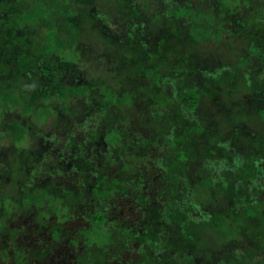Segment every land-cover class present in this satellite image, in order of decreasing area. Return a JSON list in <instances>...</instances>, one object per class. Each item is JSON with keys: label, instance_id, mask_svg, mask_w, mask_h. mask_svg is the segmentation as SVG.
<instances>
[{"label": "trees", "instance_id": "obj_1", "mask_svg": "<svg viewBox=\"0 0 264 264\" xmlns=\"http://www.w3.org/2000/svg\"><path fill=\"white\" fill-rule=\"evenodd\" d=\"M28 1L0 0V59L5 63L0 65V114L20 107L24 117L25 115L38 116L43 122L51 112L50 109L38 105L40 100L45 106L50 97L62 101L71 98L80 100L85 97L82 102L85 100L89 115L83 112L82 116L78 117L80 113L76 110L77 121L66 118L67 121H64V124L66 126L76 124L77 127L84 128L82 140L86 137L89 142L76 141L73 136L68 135V132L59 136L54 133L42 136L39 130H33L34 126L25 123L23 119L21 121L11 118L5 121L7 128L11 130L12 141L16 145H19L18 143L26 133L35 139L37 146L32 153L33 158L28 159L29 164L22 170H26L28 175L35 172H39L41 176L44 175L42 178L47 180V187H52L55 180L61 181L57 176L68 177L67 181L70 180L73 185L74 183L78 186L82 184L84 197L89 196L94 200L96 204L94 215L88 227L81 232L87 250L84 257L78 256V261L86 263L91 255L94 258V253L89 251L92 248L91 245L100 246L104 242L94 237L95 230L98 234L97 229L105 228L109 230L106 241L109 242L112 235H118L121 241L119 248L124 243L120 251L117 250L118 254L126 255V252L130 250L127 246L128 241L140 244L137 250L138 260L130 257L131 259L120 264H162V256L166 264H264V167L262 165L264 154L258 153L254 157L245 148V143L250 141L258 144L261 141L264 147V140L257 139V136L263 133V130L259 128H264V6H252V0H209L213 2L208 5L210 10L203 11L199 7L190 6V0H169L167 3L159 0L160 5L154 8L152 17H149L148 9L155 6L153 0H136L140 2V5H135L134 0H121L122 8H130L132 11L130 15L124 14L125 21L122 26H119L122 29V35H113L115 33H112L110 29L107 30L105 24L102 27L104 34H101V43L111 49L107 53L100 52L105 56L103 60L97 59V65L99 64L97 68L85 69L74 61L75 55H70L73 51L65 50H71L78 38L81 21L78 19L77 12L82 8L85 10L89 0H77L73 6L67 5V0H62V3L55 1L53 5L48 2L39 3L36 0L28 4ZM117 1L120 3V0ZM20 5L23 6L22 9ZM164 10H168L171 14L168 15L176 21L180 20L176 27L181 23L187 27L185 31H181V34L183 41L188 45L197 46L210 41L220 43L224 35L232 38L236 43H243L244 46L240 49L241 56L234 62L230 73L229 70L227 71L229 67L225 65L216 66L215 63L210 62L202 67V62L198 64L193 62L187 48L188 53L183 51L181 53L183 59L172 69L174 74L163 77V80L158 83L162 77L154 72L153 67H147V62L142 57L131 58L130 54L136 46L145 49V44L140 37L135 36L136 33L144 34L147 22L148 25H156L159 20L166 19L163 15ZM97 16L102 18L99 13ZM34 20L41 21L46 29L43 33L45 42L40 43L35 51H32L35 42L42 38V30L34 34L38 39L33 38L30 36L32 33L25 29L23 23L31 24ZM59 27L64 33L73 37L72 42L58 36ZM176 35L179 37V31ZM112 36L114 39H108ZM220 45L224 46L225 43ZM117 47L122 51L120 58L113 53V50L116 52ZM147 61L149 62L148 59ZM128 76L135 77L137 80L143 78L147 81V85L138 86L137 89H131L125 93L115 92L116 86L119 87L122 82L112 84L114 77L119 79ZM23 77L27 80L22 87L20 82ZM228 78L237 80L242 85L240 87L247 89L249 96L258 97L256 98L258 102L254 98L252 101L236 104L233 110L225 108L224 111L219 112L216 120L222 119L220 125L227 120L228 125L241 121L242 131L236 130L238 135L233 133L227 137H222L216 131L214 136H208V141L204 139L198 142L195 145V147L198 146L197 154H192L189 152L191 143L188 138L190 137L186 135L201 133L205 136V129L211 126L210 119L205 121L201 113L197 112V101L194 100L202 95L211 96V92H215V88L211 87L213 83L225 81ZM198 82L201 83L198 84ZM153 84L168 90L167 96L164 93L161 95L167 98L165 103H162L164 99L156 101L162 108H169V102L172 99L169 97L174 96L173 104L168 112L164 113L161 109H155V105H149L150 114L144 115V119L137 118L131 131L121 130L120 125L124 124L123 121L116 122L114 126L115 117L111 118L112 123H110L107 106L110 105L113 108L112 113L118 109L122 110L121 107L131 104V101L128 102L131 96L132 101L137 97V90H141L142 92L139 93L153 100L157 94L148 93V88L152 89ZM238 88L232 89L231 93H235ZM140 98L144 100L143 97ZM82 102L79 101V104ZM92 103L96 105L95 108L89 106ZM181 107L184 109L181 110ZM60 113L61 116L67 117L66 112L61 108ZM156 119L161 121L159 131L141 132L144 131L148 122ZM0 120H2L1 116ZM99 122H103L104 127L108 129L103 138L104 149L98 146L99 142L94 148L90 145L91 140L99 138L96 132L99 131ZM214 123L217 124V122ZM111 130L115 131V135L110 137L111 140L116 141L114 145H118L117 150L113 148L114 145L112 148L107 146L109 144L107 138ZM61 136L63 138H60ZM156 144H158L156 148L158 153L163 146L167 148H163L162 153L164 149L176 147L174 157L170 161L168 157L165 159L157 154L156 161L161 174L157 175L156 184L159 185L160 190L182 193L184 188L188 191L189 197L194 183H191L193 179L187 176L194 173L196 163L201 162L200 165H202L203 162L212 161L219 168L216 170L219 171V176H215L217 172L204 165L198 169L201 174L199 180L203 182L205 188L208 185L213 188L216 184L213 188L215 193L226 195V201L228 199L230 201L229 206H226L227 212L217 208H212L210 212H203L200 210V204L188 203L181 195L172 200L174 194L170 191L164 193L167 200L160 202L161 207L154 203L151 195L150 197L144 195L142 182L145 175L142 170L136 169L138 162L143 161L147 164L151 155L145 152ZM54 145L56 147H53ZM203 145L207 146L206 149L200 150ZM220 146L223 150H218ZM52 159L58 160L57 167L52 163ZM221 159L226 161L229 170L219 167ZM186 160L195 162L193 169H188ZM115 162H119L124 172L118 178L105 179V176L100 173L101 167L113 165ZM60 163L63 164L61 169ZM175 163L178 164L176 170L172 169ZM14 164L16 166L17 162L15 161ZM72 171H77L78 174L75 175ZM133 171L137 172L133 173ZM204 171H212V173L205 175ZM250 171L252 174H249ZM211 174L209 179L208 176ZM49 177L55 178L51 181ZM222 177L225 178L224 181L221 180ZM62 189L63 192L72 194L75 188ZM113 195H118L121 199L130 198L133 201L139 211L140 219L137 224L128 227L118 220L108 224L103 223L106 216L102 210L109 209L111 202L108 200ZM3 199L6 197L1 198V204ZM22 199L36 206L43 205V200L47 199L46 210L41 211V214H58L64 208L60 204L61 199L46 189L35 192L24 191ZM210 229L223 231L224 236L220 237V240L224 245L214 241L210 245L203 243L204 238L201 236L204 231ZM226 240L230 241L226 242ZM172 246H174L173 252L176 259L170 260L166 252ZM177 258L181 262L178 263ZM100 262L98 259L95 264Z\"/></svg>", "mask_w": 264, "mask_h": 264}, {"label": "rangeland", "instance_id": "obj_2", "mask_svg": "<svg viewBox=\"0 0 264 264\" xmlns=\"http://www.w3.org/2000/svg\"><path fill=\"white\" fill-rule=\"evenodd\" d=\"M31 1L32 0H29L28 4H30ZM36 1L39 3L43 2L44 4L48 2V4L53 5L55 1L61 2L62 0ZM76 1L77 0H67L66 2L67 5L73 6ZM163 1L165 3L169 2V0ZM134 2L135 5H140V2L136 0H134ZM153 3L155 4V6L148 9L149 17H152L154 8L156 9V7L158 6L159 0H153ZM212 3L213 2L209 0H190V6L199 7L203 11H209L210 9L208 5ZM252 3V6H264V0H252ZM22 7L23 6L20 5V9H22ZM130 12H132L130 8H122L121 0L120 3L117 0H89V3L85 10H83L82 8L77 12L78 19L79 21H81L78 38L77 40H75L73 48L71 50L67 49L65 51H73V53H71L70 55H75L74 61L80 64V66H83L85 69H93L95 67L97 68V66H99V64L97 65V59L99 58L103 60V57L105 56L104 54H100V52L102 51V53H107L111 49V47L101 43V34H104L102 27L106 24L107 30L110 29L112 30V33H115L113 35H122V29L119 26H122L123 22L125 21L124 14L127 13L128 15H130ZM98 13L102 16L101 19L97 16ZM168 14H170L169 11L164 10L163 15L166 19L159 20L157 24L155 23L156 25H148L149 23L147 22V29L146 31H143L145 33H136L135 36L140 37L145 44V51L141 47L136 46V48L130 54L131 58L142 57V59L147 62V67H153L154 72L160 74V76L162 77L158 81V83L163 80V77H170L174 74L172 73V69L176 67V64L183 59L181 53H183V51L184 53H188V49L189 57L193 62L195 61L197 64L198 62H202V67L208 65L210 62L215 63L216 66L225 65L229 67L227 71L229 70L230 73L234 62L237 61V59L241 56L240 49L242 46H244L243 43H236L235 40L224 35L220 43H217L216 41H210L198 44L197 46L193 44L188 45L183 41L181 34V31H185L187 27L182 23L178 27H176L177 24H179L178 22L180 20L178 19V21H176L175 18L170 17L171 14ZM153 20L154 19H152V21ZM23 24L25 29L29 30L30 33H32L30 34V36L36 39L38 38L34 34L42 30V38L38 39V41H36L32 46V51H35V48L39 46L40 43L45 42L43 38L45 36H43V33L46 28L44 24H42V22L39 20H34L31 24ZM178 31L179 37L176 35ZM57 33L59 37H64L68 42L73 41V37L70 34L64 33L61 27L58 28ZM108 39L112 40L114 38L112 36ZM221 43H223V45L225 43V45L222 46L220 45ZM191 49L193 50L190 51ZM113 53L116 57L120 58L122 56V51L119 48L116 50V52L115 50H113ZM147 59L149 60V62L147 61ZM230 62L233 63L230 64ZM0 63V65H5V63L2 62L1 59ZM33 68L35 69V67ZM26 80V77L22 78V81L20 82L22 87L25 86ZM233 80L235 79L228 78L225 81L213 83L211 87L215 88V92H211L212 98L211 96L202 95L199 99L194 100L195 102L197 101V112L199 114L201 113L202 119H204L205 121L210 119L211 126L205 129V136L201 133L198 135L193 133L186 135L187 137H190L188 138L189 142L191 143L189 144L190 153L197 154L198 146L195 147V145H197V143L201 140L204 141V139L208 141V136H214L216 134V131L222 137H227L233 133L237 134V131H239V129L240 132L242 131L243 124L241 121H239L240 124L235 122L228 125L227 120L226 123L220 125L222 119L216 120L218 113L224 111L225 108H231V110H233L236 104L239 105L243 102H248V100L252 101V99L254 98L255 101L258 102V97L253 96L252 98V96H249L247 89H245L244 87H240L242 85L237 80H235L234 82ZM114 82L116 84L122 82L119 87L116 86L117 88L114 90L117 93L120 91L125 93L127 91H130L131 89H137L138 86L147 85V81H145L143 78H139L137 80L135 77L129 76L121 77L119 79L114 77L112 84ZM199 83L201 82H198V84ZM237 87H239L238 90H235V93H231V90L236 89ZM139 92L142 91L137 90V97L132 101L131 96V98H129L128 100L129 103L131 101V104L121 107L122 110L118 109V111H114V113H112L113 110L111 111V109L113 108L110 105L106 107L109 113L108 120L110 118V123H112L111 118L113 119L115 117L114 126L116 125V122L119 123L118 121H123L124 124L120 125L121 130L131 131L136 124L137 118L138 120L144 119V115L150 114L149 112L151 109L149 105H155V109H161L162 112L165 113L170 110L169 108L173 104L172 100H174V96L169 97L172 99L170 100L169 108L167 109L162 108L158 103H156V101H159L160 99H164L162 103H165L167 98L165 99L161 95L162 93H164L167 96L168 92L167 89H163L162 87L158 86V84H153L152 89L148 88L149 94H157L153 97V100H150L148 96H144L143 93ZM17 93H19V91H17ZM140 97H143L144 100H142V98ZM84 98L80 100L71 98L70 100L62 101L56 99L55 97H50L45 103L46 107L40 100L38 105L42 108L50 109L49 111L51 112L50 116L43 122L38 116L29 117V115H25L26 117H24L20 111V107L12 111H3L0 114L2 119L0 120V264H95L98 259L101 261L100 264H120L122 262H126L127 259H131L130 257L138 260V255L134 253V249L132 247L133 243L131 241L127 242L128 249L130 250L126 252V255L118 254L117 250L120 251V249L124 246V243L119 248L121 241L118 235H112L110 241H106V235L109 234V230L101 228L102 231L101 229H97L98 234L95 230L94 237L100 238L104 240V242L100 246L92 244V250H89L91 253H94V258L91 255L90 260L86 261V263L84 261H78V256L83 255L82 257H84V253L87 250L85 249L84 239L81 232L88 227L89 221L92 215H94V210H96V204L93 202L94 200L92 198H89V196L84 197L76 193L67 194L63 192V189L61 188L62 186L56 182H54L53 187H47V180L45 181V179L42 178L43 182H40L38 178L33 179L32 176L28 175L26 170H22L25 165L29 164L28 159L33 158L32 153L37 146L35 143V139L31 137L29 133H26L23 136L21 142L18 143L19 145H16L12 141L11 130L10 128H7V124L5 123V121L10 120L11 118H15L21 121L23 119L25 123L33 125L35 127H33V130H39V133L42 136H46L47 133H54L56 136H59L62 135V133L68 132V135L73 136L74 140L79 141L82 140V129H85L77 127L76 124L66 126L64 124V121L70 120L76 122V110L78 111V113H80L78 114V117L82 116L83 112L85 113V115H89V112L87 113L88 108L86 107L87 105L85 104V100L84 102H82ZM87 98L89 99V97ZM79 101H81L82 104H79ZM213 101H215V104H213ZM89 106L95 108L96 105H93L92 103V105L89 104ZM60 108L66 112L65 114L67 117H63L60 115ZM183 109L184 107H181V110ZM178 116L179 112L177 117ZM176 122V124H178V121ZM214 122H217V124H215ZM146 125L147 126L145 127L144 131L141 132L146 133L147 131H154L153 133H155L159 131L161 121L159 119H156L152 122H148ZM98 128L99 131L96 132L98 133L97 137H99L100 139L98 138L97 140H91L90 145L94 148L96 143L99 142L98 146L104 149L102 145L103 138L108 129L104 127L103 122H99ZM261 129L263 130V133L261 132V134L257 136L258 140H264V128L260 127L259 130ZM112 135H115V131L109 132V137L107 138L109 141V144H107L108 148H112L114 143L116 142L115 140H111L112 138L110 136ZM200 135L202 137H200ZM60 138L63 137L61 136ZM86 141H88V139L86 137L83 138L82 142L85 143ZM158 144H156V146H152V148L149 147L150 149L146 150L145 153H147L148 155L150 153L151 155L150 160L147 162V164L143 161L138 162L139 164L136 169L138 171L142 170L145 175V179L142 182V190L144 191V195L148 197H150L151 195L154 203L161 207L162 205L160 204V202L167 200L164 197V193L170 191L174 194L172 200L174 199V197L181 195V197L188 203L192 202L194 204H200V210L203 212H210L212 208H217L221 211L224 210L226 213V206L228 207V204H230L229 199L228 201H226V195L222 193L217 195L215 193L216 191H214L213 188L216 186V184L213 185V188L210 187V185L205 188V186H203V182L199 180L201 174H199L200 172L198 171V169L200 167L205 165L206 168H211V170L213 171L219 169L212 161H210V163L203 162L204 164L202 165H200L201 162L196 163L195 169H193L192 167L195 162L186 160L188 161L186 162L188 165V169L190 168L194 171L193 174L187 176V178H192L193 181L191 183H194L191 186L192 197L191 195H189L188 197L184 193L185 191H183L182 193L180 192V194L179 191H163V189H159V185L156 184V182L158 178L157 175L161 173L159 172L160 168L158 167V163L156 161L157 154H159L161 157H164L165 159L166 157H168V161H170V159L174 157V151L176 147L170 148L168 150L164 149L162 153L161 150L163 148H167V146H163L161 149H159L160 153H158L156 149L158 147ZM245 144V148L247 149V151H249L250 155L256 157L258 153L264 154V147L261 141L259 144L252 141L248 143L246 142ZM117 146L118 145L115 144L113 148L118 149ZM53 147H56V145H54ZM206 147L207 146L203 145L200 150H202L203 148L206 149ZM226 148L228 149V146H226ZM218 150H223V147L220 146ZM201 152L204 153V151ZM206 153L208 154V152ZM116 158H118V156H116ZM13 160H16V166L14 162H12ZM219 161V167H224L223 170H229V166L226 164V161H224L223 159ZM52 163L55 167H57V165L59 164L58 160L56 159H52ZM118 163L115 162L113 165L108 164L107 166L101 167L100 173L105 176V179L111 180V178L113 177L118 178L120 174L124 172V170H122V168L120 167L121 165ZM262 165L264 167V159L262 161ZM62 166L63 164H61L60 169L62 168ZM177 166L178 164H173L172 169L174 168V170H176ZM72 172H74L75 175L78 174L77 171ZM134 172L136 173L137 171H133V173ZM216 172L217 173L215 174L219 176V171ZM205 173H212V171H204V174ZM249 174H252V171H250ZM43 176L44 175H42L41 177ZM211 176L212 174L208 176L209 179H211ZM167 177L169 180V174L167 175ZM224 179L225 178L222 177L221 180L224 181ZM30 180H34L35 184H32ZM43 187H47L48 192L55 194L56 197H59L62 200L61 205H63L64 208L58 214H41V211L46 210L45 206L37 207L27 201L22 200L25 190H40L43 189ZM2 197H6V199L2 200L3 204H1ZM81 197H83V199H80ZM153 197H155V199L157 200H154ZM108 202H111L109 209L105 210L103 209L104 207L102 208L104 216H106L105 220L103 221L104 224H108V222H113L116 220H118L122 225H127L128 227L132 224H137V221H139L140 219L138 216L139 211H137V208L130 198L121 199V197H118V195H113L109 198ZM53 233L55 235H53ZM222 236H224L222 230L218 231L217 229H210L204 231L201 238H204L203 243H208V245H210L212 241L219 242V244L224 245L220 240V237ZM227 241L230 240H226V242ZM173 248L174 246L169 249L170 252L169 250H167L166 252L167 257H169L170 260L176 259ZM177 260L178 263L181 262L179 258H177ZM161 261L162 264H166V260L165 258H163V256L161 258Z\"/></svg>", "mask_w": 264, "mask_h": 264}, {"label": "flooded vegetation", "instance_id": "obj_3", "mask_svg": "<svg viewBox=\"0 0 264 264\" xmlns=\"http://www.w3.org/2000/svg\"><path fill=\"white\" fill-rule=\"evenodd\" d=\"M15 161L16 160H13L12 162H14L15 163ZM39 172H35L34 174H30V176H32L33 177V179H35V178H38V180L40 181V182H43V179H42V177L40 176V174H38ZM53 173H55V174H57V175H59L58 173H56V172H53ZM205 175H206V173H205ZM217 174H215V176H216ZM57 177H59L60 179H61V181H57V180H55L54 182H56V183H58V184H60L62 187L61 188H68V189H72V187L73 188H75L74 190H73V192L72 193H76V194H80L81 196H84L83 195V193H82V189H83V187H82V184H81V186H78V184H75L74 183V185L72 184V182L70 181V180H68L67 181V179H68V177H65V176H57ZM55 177H52V178H50L49 177V179L52 181L53 179H54ZM42 180V181H41ZM30 182L32 183V184H35V182H34V180H30ZM74 182V181H73ZM53 187V186H52ZM82 188V189H81ZM44 189H46L47 191H48V189L47 188H45V187H43V190ZM42 189H40V190H38V189H33L32 191H29V192H35V191H41ZM26 191V190H25ZM183 191H185L184 193L187 195V193H188V191L186 190V189H184V188H182V192ZM192 195V191L191 192H189V195ZM36 195V194H35ZM188 196V195H187ZM59 198V197H58ZM60 199V198H59ZM80 199H83V197H81ZM23 200V199H22ZM11 201V200H10ZM13 202V201H12ZM61 202H62V200L60 201V204H61ZM32 204V203H31ZM47 204H48V200L47 199H44L43 200V205L42 204H38L37 205V207H41V206H47ZM34 206H36V205H34ZM140 246V244H137V243H134L133 245H132V247H133V249H134V253L135 254H137L138 252H137V250H138V247ZM138 255V254H137Z\"/></svg>", "mask_w": 264, "mask_h": 264}]
</instances>
